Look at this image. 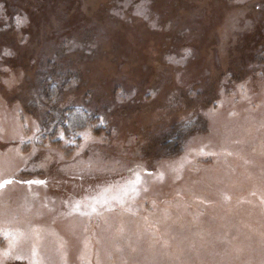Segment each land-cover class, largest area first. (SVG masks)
Wrapping results in <instances>:
<instances>
[{"label":"rangeland","instance_id":"374dc122","mask_svg":"<svg viewBox=\"0 0 264 264\" xmlns=\"http://www.w3.org/2000/svg\"><path fill=\"white\" fill-rule=\"evenodd\" d=\"M0 185V264H264V0H0Z\"/></svg>","mask_w":264,"mask_h":264},{"label":"trees","instance_id":"16d2710c","mask_svg":"<svg viewBox=\"0 0 264 264\" xmlns=\"http://www.w3.org/2000/svg\"><path fill=\"white\" fill-rule=\"evenodd\" d=\"M46 77H47L46 78V83L48 82L49 83L48 85L53 84L54 82L55 83H58L59 81L56 82V79H58V77H60L62 79V76L61 75L57 76L56 78L55 77L53 78V76H49V75L46 76ZM67 79H68L67 77H65L64 79H62L61 82H60L61 84H59V85L58 84H56V85L54 84V86L53 85H50L49 86L50 88H47L48 90H45V91H50V93L48 94V96L50 94H51L50 96H56V93L59 90V88L60 87H63V86H67V84L69 83V79L68 80ZM45 91H43V92H45ZM43 96L45 97V94L43 95V93H42L41 94V97H43ZM60 116H61V121L63 122V124H64V122L67 123L68 119L71 116L80 117L85 122H87L90 119H96V118H98L96 115L91 114L87 109H85V108H83L81 106H78V107H75V106L74 107H69L66 110H63L60 113ZM180 136H182V135H180Z\"/></svg>","mask_w":264,"mask_h":264},{"label":"snow or ice","instance_id":"6c2138e0","mask_svg":"<svg viewBox=\"0 0 264 264\" xmlns=\"http://www.w3.org/2000/svg\"><path fill=\"white\" fill-rule=\"evenodd\" d=\"M3 185H0V187H2Z\"/></svg>","mask_w":264,"mask_h":264}]
</instances>
